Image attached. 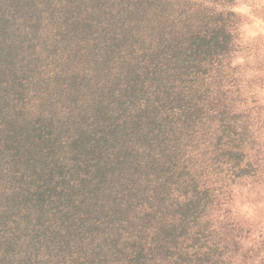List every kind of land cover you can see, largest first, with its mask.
<instances>
[{"label": "trees", "instance_id": "16d2710c", "mask_svg": "<svg viewBox=\"0 0 264 264\" xmlns=\"http://www.w3.org/2000/svg\"><path fill=\"white\" fill-rule=\"evenodd\" d=\"M233 1L0 0V264H264L209 220L264 185Z\"/></svg>", "mask_w": 264, "mask_h": 264}, {"label": "rangeland", "instance_id": "374dc122", "mask_svg": "<svg viewBox=\"0 0 264 264\" xmlns=\"http://www.w3.org/2000/svg\"><path fill=\"white\" fill-rule=\"evenodd\" d=\"M234 12V49L226 59L225 69L232 85L235 112L243 113L237 118L254 122L258 135H264V0H234L228 6ZM252 131V130H251ZM263 142L262 138L259 140ZM212 211V225L226 222L236 224L247 238L264 232V185L253 190L239 186ZM244 235V234H243ZM244 237V236H243ZM242 246L251 243L242 241ZM240 247V246H239ZM241 251V249H240Z\"/></svg>", "mask_w": 264, "mask_h": 264}]
</instances>
